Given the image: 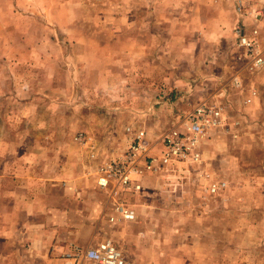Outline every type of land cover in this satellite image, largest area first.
<instances>
[{"label":"rangeland","instance_id":"obj_1","mask_svg":"<svg viewBox=\"0 0 264 264\" xmlns=\"http://www.w3.org/2000/svg\"><path fill=\"white\" fill-rule=\"evenodd\" d=\"M72 1L78 3L0 0V156L10 169L36 175L35 183L47 178V189H34L38 196L60 191L71 205L66 219L37 210L23 231L0 236V264H59L62 250L101 238L115 241L135 264H264V71L238 62L233 28L241 19L233 1L137 0V12L151 10L135 36L149 27L156 36L150 47L140 33L137 46L130 45L137 38L127 36L128 27L124 36L103 28L111 20L98 17L107 12L99 0ZM155 12L165 16L164 30ZM233 19L239 21L231 32ZM73 30L89 35L80 51ZM159 32L162 38L166 32V51L157 50ZM194 39L204 44L199 51L185 47ZM234 73L244 90L253 82L259 102L242 105L243 90L229 83ZM214 96L230 126L213 130L201 149L205 170L225 180V188L207 193L198 170L146 174L140 192L122 196L136 218L109 222V193L96 184V168L125 152L126 126L145 129L158 152L179 111ZM6 184L11 189V178Z\"/></svg>","mask_w":264,"mask_h":264},{"label":"built area","instance_id":"obj_2","mask_svg":"<svg viewBox=\"0 0 264 264\" xmlns=\"http://www.w3.org/2000/svg\"><path fill=\"white\" fill-rule=\"evenodd\" d=\"M233 1L234 11L240 17V24L233 28L236 46L239 50L238 62L251 72L264 67V0H227ZM250 19L247 26L244 20ZM236 90L244 89V79L234 73L229 80ZM257 89L251 87L243 98L250 104L257 96ZM230 115L216 96L203 100L189 110H180L175 122L161 134L158 152H152V144L143 128L126 126L131 141L123 154L117 158L103 161L96 168V184L109 193L105 202L108 208L107 220L111 223L133 221L136 218L134 205L122 198L124 194L138 193L142 189V178L146 174L185 169L190 173L199 171L207 180L204 187L207 193L217 194L225 188L226 182L205 170L202 142L213 130L227 129ZM81 142L86 139L82 134ZM191 170V171H190ZM193 171V172H192ZM60 264H135L132 257L111 238L90 242L84 247H72L58 253Z\"/></svg>","mask_w":264,"mask_h":264},{"label":"crops","instance_id":"obj_3","mask_svg":"<svg viewBox=\"0 0 264 264\" xmlns=\"http://www.w3.org/2000/svg\"><path fill=\"white\" fill-rule=\"evenodd\" d=\"M159 1H160V5H162V3H166L167 0H159ZM170 1H175V0H170ZM199 1L200 0L194 2L195 5H198L200 3ZM207 1L208 4L211 2V0H207ZM151 2H153V0H140L139 3H141V5H149ZM75 3L81 5V4H87L88 2L78 0V3L77 2ZM137 3H138L137 0H99L98 4L103 5L104 10L107 12L103 14V17L102 15L99 16L98 13V17L111 20L112 25H110L111 23H109L108 27L103 26V28H109V26H111L114 29L115 32H113L112 34L108 32L107 33L108 35L111 34L113 36H124L122 31L125 29L123 28L128 27L127 29L129 30L127 36H129V38H137L134 40L129 39L128 42H130V45L137 46L136 43V40H138L137 35H139L140 33V35L142 34L141 36L144 38L143 40L146 42L147 45L146 47H150L151 46L150 38L152 39V37H156L155 35L152 34L151 29L149 27L147 28L146 26H144L140 28L141 32L139 31L136 34V36H135V32H136L137 24L140 21V17L143 14L149 15L150 13H145V11L151 10V8L148 7L149 9L147 8L145 11L144 9H141L139 12H137V8H136ZM251 3L256 5L257 0ZM181 6L184 5L181 4ZM153 19L157 20L160 23L161 29L163 27H164L163 30L166 28V25L163 26L162 24L166 20L164 15L163 16L158 15V12L157 13L155 12ZM188 20L192 21L191 17H189ZM190 21H187V23L190 24ZM236 21L239 20L238 19L231 20V30H230L231 32H232V28L235 26L233 24H235ZM3 29L4 30L7 29V25L5 22L3 23ZM165 31L167 32V30ZM166 32H164L165 34L163 35V38L161 37L162 33L160 32L158 33L159 37L163 39V41L160 40L158 43L159 44V47L157 48L158 51H162L163 49L164 50L166 49V45H167L166 42H168L166 39L167 38ZM68 33H70L71 39H73V42L80 51L83 45H85L87 38H89V35L80 30H73V31H69ZM211 34L213 35L214 33ZM0 35L2 36L1 33ZM262 41L264 42V32H263ZM164 42L166 44H164ZM201 46L204 47V44L200 45V42H198L197 40L195 41V39L191 45H189V43L185 45V47L187 48L191 47L193 48V50L197 48L198 51L201 48ZM145 50L147 51V48H145ZM263 71H264V67L261 68L257 72V74L262 73ZM252 83L253 82H251L250 85L245 88V90L243 89L244 95H242L241 97V103L244 107L248 106V104H244L242 100L245 96L248 95L249 89L251 87H255L258 92L257 96L253 98L252 103L259 102L260 97H259L258 88L254 86ZM231 89L234 91L236 90L233 87ZM5 162H6L5 159L2 156H0V236L8 235L9 231L12 232L14 228H18V230L23 231L24 228L21 229L20 225H24L23 223L25 220L26 221L31 220L32 219L31 215L36 214L37 210L40 212V214L43 213L45 217L50 213L55 214L62 212L64 214V218L66 219V216L71 211V207H70L71 205L68 200V197L62 195V192L60 191H54L50 193L51 191L48 190L42 196L41 195L38 196L36 194L37 192H35L34 189L37 188L38 185L40 187L42 186V188L47 189L49 186V184L46 182L47 178H41L37 176V178L40 179L39 181L43 180V182L35 183L33 182L34 181L33 178H35L36 175H29V176L27 174L23 175L22 173L17 172L18 167L14 168L12 166V168L10 169L11 166L7 165ZM25 177H30V178L25 179ZM9 178H11V184H13L11 185V189H8L7 187L8 185L6 184V181L8 182ZM19 219L22 221H20ZM9 220L15 221L14 224L12 223L8 225L7 222H9ZM69 228L70 227L67 226V230H69L70 233ZM33 236L39 237L37 234H33ZM68 238L70 239V235Z\"/></svg>","mask_w":264,"mask_h":264}]
</instances>
